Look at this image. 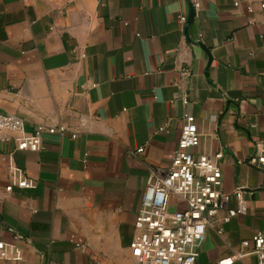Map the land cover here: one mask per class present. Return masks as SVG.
I'll use <instances>...</instances> for the list:
<instances>
[{"label":"crops","instance_id":"crops-1","mask_svg":"<svg viewBox=\"0 0 264 264\" xmlns=\"http://www.w3.org/2000/svg\"><path fill=\"white\" fill-rule=\"evenodd\" d=\"M236 1L199 0L186 35L191 0H0V114L42 128L43 145L0 135V264H132L147 178L170 166L186 116L193 152L221 153L237 210L206 229L196 264H258L264 171L245 160L264 153V12Z\"/></svg>","mask_w":264,"mask_h":264},{"label":"built area","instance_id":"built-area-1","mask_svg":"<svg viewBox=\"0 0 264 264\" xmlns=\"http://www.w3.org/2000/svg\"><path fill=\"white\" fill-rule=\"evenodd\" d=\"M241 3L246 4L248 13L256 9L264 12V0H237L234 5ZM190 5L195 14L200 10L199 0H191ZM178 20L184 29L187 16L180 15ZM41 130L35 128L28 133L21 118L0 114V135L15 134L18 150L40 152L43 149ZM197 144L195 122L191 116H186L170 166L162 171L152 170L147 178L135 220V234L129 244L132 264H196L206 229L216 224L218 214L225 212L222 223L236 216L237 210L227 207L228 197L221 187V153L214 156L195 154L193 149ZM142 152L140 147L135 153ZM245 163L264 171V153L248 156ZM9 168L18 187H33V181L12 162ZM221 232L219 229L218 233ZM251 242L252 253L259 258L258 264H264V234L256 232ZM248 246V241L241 243L242 248ZM6 250V245L0 241V259L6 257ZM233 260L228 257L217 264H232Z\"/></svg>","mask_w":264,"mask_h":264},{"label":"water","instance_id":"water-1","mask_svg":"<svg viewBox=\"0 0 264 264\" xmlns=\"http://www.w3.org/2000/svg\"><path fill=\"white\" fill-rule=\"evenodd\" d=\"M194 16H195V11H194V9L191 7V8H190L189 15H188V18H187L186 27H185V33H186V35H187L188 28H189V27L192 25V23H193Z\"/></svg>","mask_w":264,"mask_h":264}]
</instances>
